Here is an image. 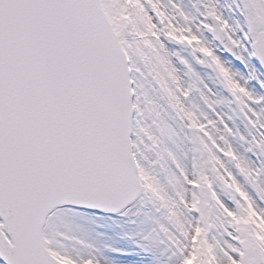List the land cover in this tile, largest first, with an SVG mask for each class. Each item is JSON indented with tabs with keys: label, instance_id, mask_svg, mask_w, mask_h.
<instances>
[{
	"label": "snow or ice",
	"instance_id": "snow-or-ice-1",
	"mask_svg": "<svg viewBox=\"0 0 264 264\" xmlns=\"http://www.w3.org/2000/svg\"><path fill=\"white\" fill-rule=\"evenodd\" d=\"M0 264H264V0H0Z\"/></svg>",
	"mask_w": 264,
	"mask_h": 264
}]
</instances>
